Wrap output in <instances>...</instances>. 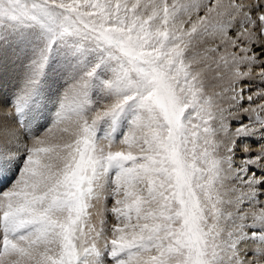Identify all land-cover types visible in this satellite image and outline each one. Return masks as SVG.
I'll return each mask as SVG.
<instances>
[{
	"label": "snow or ice",
	"instance_id": "obj_1",
	"mask_svg": "<svg viewBox=\"0 0 264 264\" xmlns=\"http://www.w3.org/2000/svg\"><path fill=\"white\" fill-rule=\"evenodd\" d=\"M262 58L264 0H0V264H264Z\"/></svg>",
	"mask_w": 264,
	"mask_h": 264
},
{
	"label": "bare ground",
	"instance_id": "obj_2",
	"mask_svg": "<svg viewBox=\"0 0 264 264\" xmlns=\"http://www.w3.org/2000/svg\"><path fill=\"white\" fill-rule=\"evenodd\" d=\"M262 59H264V58H262ZM259 63L260 62L258 61L256 66L251 67V76L249 77L248 81L244 85L245 97H247L248 95H252L254 100H255V94L260 90H264V78L261 77L262 69L259 66ZM241 70L242 71H249V68L245 65H241ZM16 77H17V71L16 70H9L4 75L3 83H2V94H3V98L5 100H7L11 97L13 91L15 90V87L18 84V80ZM65 87H66V85L64 84V82H61L58 80V81H56V83L54 85V90L62 91ZM260 103H264V101L255 100V103L252 105V107H255L256 104H260ZM245 106L247 107L248 105L246 104ZM11 111H12L11 106L8 104H4V105L0 106V118H3L4 113H8ZM232 115L234 117H236V120H239V114L238 113L233 112ZM5 123L9 127H13V128L15 127L14 121H12V120H6ZM243 123L248 124L249 121L245 119V120H243ZM238 126L239 125L235 120L230 121V127H231L232 132H235V130ZM245 144H251L253 151L259 150L257 145L251 139L241 138L237 143V151H236V158H235V163L237 165H239L243 162L241 157L243 156V148H244ZM0 181H2V183H3L0 186V188H3L8 184L7 180H0ZM109 205H110L109 207H111V202L109 203Z\"/></svg>",
	"mask_w": 264,
	"mask_h": 264
},
{
	"label": "rangeland",
	"instance_id": "obj_3",
	"mask_svg": "<svg viewBox=\"0 0 264 264\" xmlns=\"http://www.w3.org/2000/svg\"><path fill=\"white\" fill-rule=\"evenodd\" d=\"M58 80L61 81V82H63V80H61V79H59V78L57 79V81H58ZM109 206H110V205H109Z\"/></svg>",
	"mask_w": 264,
	"mask_h": 264
}]
</instances>
